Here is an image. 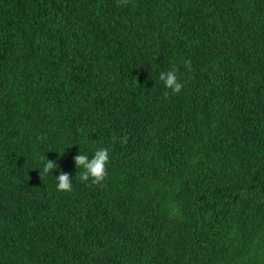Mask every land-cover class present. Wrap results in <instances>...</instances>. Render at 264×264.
Wrapping results in <instances>:
<instances>
[{"label": "trees", "instance_id": "16d2710c", "mask_svg": "<svg viewBox=\"0 0 264 264\" xmlns=\"http://www.w3.org/2000/svg\"><path fill=\"white\" fill-rule=\"evenodd\" d=\"M0 264H264V0H0Z\"/></svg>", "mask_w": 264, "mask_h": 264}, {"label": "clouds", "instance_id": "9594fccd", "mask_svg": "<svg viewBox=\"0 0 264 264\" xmlns=\"http://www.w3.org/2000/svg\"><path fill=\"white\" fill-rule=\"evenodd\" d=\"M158 78L173 93L179 92L183 87L175 68L159 71ZM74 162L75 167L79 171L80 182L91 180L93 183H100L107 174L106 168L110 162V148L96 147L91 156L87 152L79 150V153L74 156ZM41 163L42 169L39 168L40 172L43 171L45 174H52V170L58 168V164L52 159L42 160ZM53 176L55 177V189L57 192H70L72 190L74 177L68 172L61 170L59 174Z\"/></svg>", "mask_w": 264, "mask_h": 264}]
</instances>
